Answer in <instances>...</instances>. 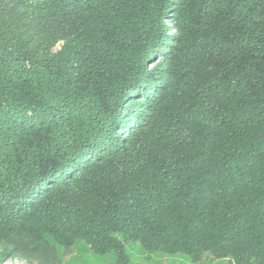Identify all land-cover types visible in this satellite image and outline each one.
<instances>
[{
  "label": "trees",
  "instance_id": "trees-1",
  "mask_svg": "<svg viewBox=\"0 0 264 264\" xmlns=\"http://www.w3.org/2000/svg\"><path fill=\"white\" fill-rule=\"evenodd\" d=\"M78 239L264 264V0H0V261Z\"/></svg>",
  "mask_w": 264,
  "mask_h": 264
},
{
  "label": "rangeland",
  "instance_id": "rangeland-1",
  "mask_svg": "<svg viewBox=\"0 0 264 264\" xmlns=\"http://www.w3.org/2000/svg\"><path fill=\"white\" fill-rule=\"evenodd\" d=\"M50 241L53 243L52 240ZM126 249L130 255L131 264H224L226 261L206 253L199 262H192L185 254L147 252L139 243L128 244ZM56 250L61 264H112L114 260L112 253L104 255L93 253L87 244L80 239L67 248L56 244ZM0 264H24V262L10 257L0 261Z\"/></svg>",
  "mask_w": 264,
  "mask_h": 264
}]
</instances>
